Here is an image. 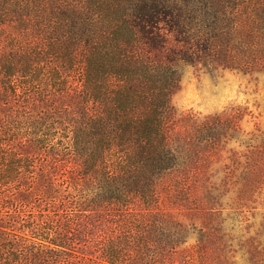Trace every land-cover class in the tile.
Here are the masks:
<instances>
[{"label": "trees", "instance_id": "16d2710c", "mask_svg": "<svg viewBox=\"0 0 264 264\" xmlns=\"http://www.w3.org/2000/svg\"><path fill=\"white\" fill-rule=\"evenodd\" d=\"M181 65L264 77V0H0V264H264V137Z\"/></svg>", "mask_w": 264, "mask_h": 264}, {"label": "rangeland", "instance_id": "374dc122", "mask_svg": "<svg viewBox=\"0 0 264 264\" xmlns=\"http://www.w3.org/2000/svg\"><path fill=\"white\" fill-rule=\"evenodd\" d=\"M179 69L182 80L170 98L179 114L191 112L198 116L232 118L239 112L242 137L247 141L252 137H264V77L230 71L210 73L200 66L181 65ZM234 146L242 153L246 152L245 147L233 142L228 145ZM247 205L255 208L245 213L249 217L248 223L259 224L264 213V184ZM183 220L187 223L196 221L190 216H184Z\"/></svg>", "mask_w": 264, "mask_h": 264}]
</instances>
